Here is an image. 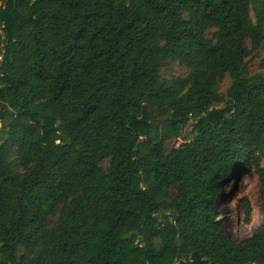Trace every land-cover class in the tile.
<instances>
[{
	"label": "trees",
	"instance_id": "trees-1",
	"mask_svg": "<svg viewBox=\"0 0 264 264\" xmlns=\"http://www.w3.org/2000/svg\"><path fill=\"white\" fill-rule=\"evenodd\" d=\"M0 31V264H264V222L236 240L215 206L264 142V0H0Z\"/></svg>",
	"mask_w": 264,
	"mask_h": 264
},
{
	"label": "rangeland",
	"instance_id": "rangeland-1",
	"mask_svg": "<svg viewBox=\"0 0 264 264\" xmlns=\"http://www.w3.org/2000/svg\"><path fill=\"white\" fill-rule=\"evenodd\" d=\"M214 30V28H208L205 31V37L212 39ZM245 46L250 48L248 39L245 40ZM189 72V68L178 58H167L159 67V83L171 82L170 93L173 97H178L185 92L189 84ZM257 74L264 75V39L260 46L244 59L243 63V75L253 78ZM229 83V75L217 77L214 81L216 92L225 97ZM39 101L41 102L37 99L34 102ZM192 122L193 119L189 118L180 138H190ZM173 142L174 139L164 140V150H169ZM7 147L9 158L14 162L15 171L22 172L23 167L18 163L16 146L8 142ZM248 153L249 155L222 180L215 200L217 217L223 229L236 240L249 236L257 226L264 222V142L250 148ZM100 166L106 169L108 158L102 160ZM169 193L174 195V186L170 188ZM58 213L59 205L46 218L47 227H51L56 222Z\"/></svg>",
	"mask_w": 264,
	"mask_h": 264
}]
</instances>
